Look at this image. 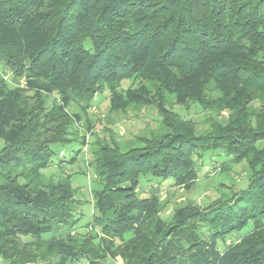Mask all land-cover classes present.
I'll return each mask as SVG.
<instances>
[{
  "label": "trees",
  "instance_id": "1",
  "mask_svg": "<svg viewBox=\"0 0 264 264\" xmlns=\"http://www.w3.org/2000/svg\"><path fill=\"white\" fill-rule=\"evenodd\" d=\"M0 66L24 81L0 77V264H264V0H0ZM132 78L141 84L124 101ZM103 92L110 112L153 108L164 132L123 152L95 144L101 188L81 233L70 177L42 172L54 146L86 145L76 124L91 133L83 120ZM167 95L213 114L209 130L198 133ZM214 151L247 167L246 187L227 200L164 220L155 196H139L142 177L190 189Z\"/></svg>",
  "mask_w": 264,
  "mask_h": 264
},
{
  "label": "rangeland",
  "instance_id": "2",
  "mask_svg": "<svg viewBox=\"0 0 264 264\" xmlns=\"http://www.w3.org/2000/svg\"><path fill=\"white\" fill-rule=\"evenodd\" d=\"M0 77H3L13 88L24 86L23 80L14 78L11 73L1 66ZM140 82V79L133 78L122 81L118 93L122 95L124 101L126 100L127 91L137 89L141 84ZM166 98L170 108L182 119L191 121L198 133L209 130L208 121L213 114L194 105L189 108L174 105L175 95H167ZM88 114V118L83 122H86L87 126L91 128V133L87 130V127L79 125V123L76 124V129L85 137L86 145L81 149L79 143L75 141L66 147L54 146L53 149L57 154L53 157L48 168L42 172L44 178L70 177L71 184L76 189V198L82 202V205L76 210L80 221L75 228L76 230H74L81 233L90 228L89 222L94 212V192L101 188V184L97 183L94 176V168L89 165L92 150L97 148L95 144L113 142L123 152L133 149V147H142L143 145L139 142L141 138H149L152 134L157 135L164 132L160 117L151 107L129 104L123 111L110 112L109 94L107 92L94 97L93 105ZM227 115V111H222L218 116L219 123L225 125ZM1 146L2 141L0 140V148ZM61 150L64 152L63 158H61L64 159V163L58 165L57 163L61 160L58 152ZM79 150L80 155L77 157L76 162L68 164L67 161L70 159L72 152ZM86 155H88L87 160L81 158V156L86 157ZM229 159L231 158L226 157L221 151L206 152L202 160L198 162V180L190 189L175 187L172 185L171 180L162 181L151 177H142L138 194L140 197L155 196L162 210L160 216L164 220L170 219L175 210L188 203L204 208L218 199L225 201L232 190L238 191L246 187L248 177L244 162L234 164L229 162ZM204 226L200 228H204ZM247 231L248 227L241 233H234L225 243L218 241L219 252L224 251L225 247L233 242L237 243ZM49 236L46 235L45 238ZM83 264L85 263L83 262ZM108 264H122V262L117 258L108 260Z\"/></svg>",
  "mask_w": 264,
  "mask_h": 264
},
{
  "label": "crops",
  "instance_id": "3",
  "mask_svg": "<svg viewBox=\"0 0 264 264\" xmlns=\"http://www.w3.org/2000/svg\"><path fill=\"white\" fill-rule=\"evenodd\" d=\"M62 151H63V150H62ZM86 151H87V150H86ZM86 151H84V152H86ZM86 153H87V152H86ZM75 155H76V151H73V152H72V155H71V157H70L69 160H71ZM79 155H80V152L76 155V160H77V157H79ZM81 155H82V151H81ZM87 157H88V155H86V157L81 156V158L84 159V160H87V159H88ZM63 160H64V159H63ZM69 160H68V161H69ZM76 160H75V162H76ZM84 160H83V162H84ZM60 161H61V160H60ZM68 161H67V163H68ZM75 162H74V163H75ZM74 163H73V164H74ZM68 164H69V163H68Z\"/></svg>",
  "mask_w": 264,
  "mask_h": 264
}]
</instances>
